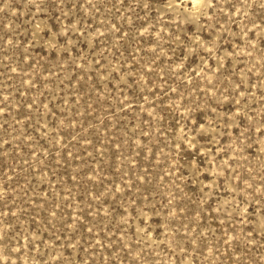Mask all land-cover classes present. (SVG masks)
<instances>
[{
	"label": "rangeland",
	"instance_id": "rangeland-1",
	"mask_svg": "<svg viewBox=\"0 0 264 264\" xmlns=\"http://www.w3.org/2000/svg\"><path fill=\"white\" fill-rule=\"evenodd\" d=\"M0 264H264V0H0Z\"/></svg>",
	"mask_w": 264,
	"mask_h": 264
}]
</instances>
